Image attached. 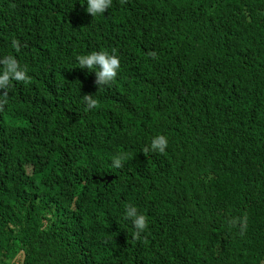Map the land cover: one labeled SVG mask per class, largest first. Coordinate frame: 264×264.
<instances>
[{
    "label": "trees",
    "instance_id": "1",
    "mask_svg": "<svg viewBox=\"0 0 264 264\" xmlns=\"http://www.w3.org/2000/svg\"><path fill=\"white\" fill-rule=\"evenodd\" d=\"M82 3L0 0L29 77L0 96V264H264V0ZM113 49L98 90L76 56Z\"/></svg>",
    "mask_w": 264,
    "mask_h": 264
},
{
    "label": "clouds",
    "instance_id": "2",
    "mask_svg": "<svg viewBox=\"0 0 264 264\" xmlns=\"http://www.w3.org/2000/svg\"><path fill=\"white\" fill-rule=\"evenodd\" d=\"M82 6H85V13L95 18L104 15V13L111 8L112 0H83ZM11 48L17 52L22 47V44L16 38L11 39ZM78 68L86 73H94V84L98 90L104 86L110 85L114 82L119 74L121 68V60L113 49L91 51L85 54L76 56ZM27 69L18 64L17 59L11 55H0V96H6L7 91L14 85L12 81H27ZM253 90L259 97V94L264 90V73L253 77ZM18 102V100H13ZM85 108L90 110L97 106L95 95H84L81 98ZM168 147V139L164 134H156L152 137L150 144L144 151H152L156 153H164ZM123 155H117L111 161V167L119 169L122 167ZM121 218L130 223L133 228V235L139 236L144 233L148 227V219L146 215L138 210L134 203H125L122 208ZM235 220L229 221L230 227L236 226ZM241 229L244 227V222H240ZM19 259V257L17 258Z\"/></svg>",
    "mask_w": 264,
    "mask_h": 264
}]
</instances>
